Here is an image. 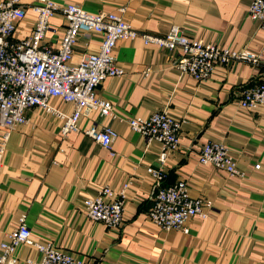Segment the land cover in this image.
Here are the masks:
<instances>
[{
    "label": "crops",
    "instance_id": "0c3cea01",
    "mask_svg": "<svg viewBox=\"0 0 264 264\" xmlns=\"http://www.w3.org/2000/svg\"><path fill=\"white\" fill-rule=\"evenodd\" d=\"M35 1L20 0L26 14L17 21L13 39L30 36ZM53 1L77 4L91 14L123 13L135 31L154 37L177 26L190 40L251 51L260 60L257 65L228 63L199 82L175 68L179 50L144 45L140 37L119 39L114 56L124 75L106 78L95 90L112 103L114 118L91 112L78 122L82 131L63 136L58 118L32 108L24 111L26 123L12 130L0 173V245L24 216L34 242L51 243L84 264H264V108H238L242 90L264 82V28L249 17L253 0ZM49 24L43 44L55 49L66 24L59 14ZM100 41L97 35L79 37L76 54L96 52ZM50 104L65 115L73 110L58 99ZM154 112L180 122L178 146L166 152L162 164L161 145L127 124ZM90 127L116 132L109 149L83 133ZM208 142L228 147L236 175L198 163ZM149 167L163 172L164 187L185 181L189 196L204 201L205 217H192L187 234L160 229L149 220L157 190ZM124 186L120 227L108 229L88 218L85 199L106 187L118 194ZM14 256L17 264L42 257L25 244Z\"/></svg>",
    "mask_w": 264,
    "mask_h": 264
},
{
    "label": "built area",
    "instance_id": "2783aa9c",
    "mask_svg": "<svg viewBox=\"0 0 264 264\" xmlns=\"http://www.w3.org/2000/svg\"><path fill=\"white\" fill-rule=\"evenodd\" d=\"M35 22L29 37L13 39L17 21L26 14L20 0L0 2V173L6 146L12 130L23 125L27 119L24 111L38 108L44 113L58 118L63 136L70 132H80L81 117L97 112L100 117H115L110 101L96 96L95 90L108 77H121L124 70L116 63L114 51L119 39L140 37L144 45L154 44L159 49L179 50L175 68L196 81L210 79L217 67L228 63H249L257 65L260 56L251 51L223 49L200 40H190L177 26H171L162 37H154L135 31L125 20L123 13L91 14L74 3L58 5L53 0H36L31 6ZM59 14L65 24L64 36L57 48L43 44L45 34L50 30L49 20ZM251 20L262 23L264 28V0H253L248 7ZM101 37L94 53L76 54L79 37L90 39ZM58 99L70 103L73 110L69 115L51 106ZM264 108V82L242 90L238 108L250 111ZM129 128L146 139L157 141L162 148L159 163H164L166 152L177 148L180 135V122L166 112H154L148 118L127 120ZM83 133L105 149H109L116 137L110 127L97 130L90 127ZM198 163L211 165L228 175H236V161L228 147L220 142H208L199 152ZM260 165H255L258 170ZM152 178L156 193L148 211L149 220L163 230H178L187 234L186 223L195 216L204 218V201L189 196L185 181L164 187V174L153 168L146 169ZM125 186L118 194L104 188L95 197L84 201L88 218L115 229L123 222ZM19 244L34 246L41 253L39 261L26 259L25 264H84L68 254L57 250L51 243L39 244L33 241L31 231L25 224L24 216L8 234V242L2 243L0 264H17L14 251Z\"/></svg>",
    "mask_w": 264,
    "mask_h": 264
}]
</instances>
